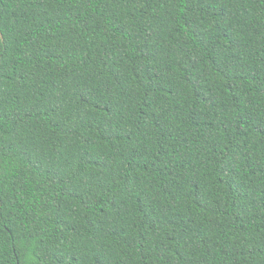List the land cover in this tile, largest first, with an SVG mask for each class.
<instances>
[{
    "label": "trees",
    "instance_id": "1",
    "mask_svg": "<svg viewBox=\"0 0 264 264\" xmlns=\"http://www.w3.org/2000/svg\"><path fill=\"white\" fill-rule=\"evenodd\" d=\"M0 264H264V0H0Z\"/></svg>",
    "mask_w": 264,
    "mask_h": 264
},
{
    "label": "water",
    "instance_id": "2",
    "mask_svg": "<svg viewBox=\"0 0 264 264\" xmlns=\"http://www.w3.org/2000/svg\"><path fill=\"white\" fill-rule=\"evenodd\" d=\"M0 36H1L2 40H3V35H2V33H1V32H0Z\"/></svg>",
    "mask_w": 264,
    "mask_h": 264
}]
</instances>
